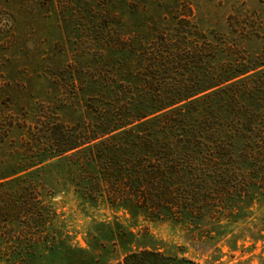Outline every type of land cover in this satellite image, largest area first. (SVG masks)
Masks as SVG:
<instances>
[{
	"label": "trees",
	"instance_id": "obj_1",
	"mask_svg": "<svg viewBox=\"0 0 264 264\" xmlns=\"http://www.w3.org/2000/svg\"><path fill=\"white\" fill-rule=\"evenodd\" d=\"M180 17L131 49L120 36L100 42L95 82L81 75L93 92L78 119L43 115L17 145L0 129V150L12 146L0 157V264L77 259L51 202L60 192L133 217L175 211L188 222L203 220L217 199L264 197V61H217L218 41ZM108 264L196 263L142 248Z\"/></svg>",
	"mask_w": 264,
	"mask_h": 264
},
{
	"label": "rangeland",
	"instance_id": "obj_2",
	"mask_svg": "<svg viewBox=\"0 0 264 264\" xmlns=\"http://www.w3.org/2000/svg\"><path fill=\"white\" fill-rule=\"evenodd\" d=\"M173 14L218 41L217 61H264V0H0V129H10L17 145L43 115L78 119L93 92L83 90L81 75L95 82L100 42L120 36L131 49V41L153 37L157 27L168 31ZM11 148L2 147L0 157ZM218 200L203 220L188 222L175 211L154 220L133 217L60 192L51 202L81 252L70 262L50 257L35 264H108L142 248L196 264H264V197Z\"/></svg>",
	"mask_w": 264,
	"mask_h": 264
}]
</instances>
